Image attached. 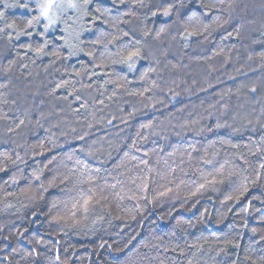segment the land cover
I'll return each mask as SVG.
<instances>
[{
    "label": "trees",
    "instance_id": "1",
    "mask_svg": "<svg viewBox=\"0 0 264 264\" xmlns=\"http://www.w3.org/2000/svg\"><path fill=\"white\" fill-rule=\"evenodd\" d=\"M7 3L15 4L16 0H7ZM185 3L191 9L199 7L198 0H185ZM97 4L110 6L109 0H97ZM235 4L237 5L234 13L236 18L230 19L224 29L213 34L212 43L207 45L208 50L197 49L195 45L182 49L175 29L171 30V35H177L175 41L170 40V36L164 38V47H168L169 44L172 47V53L168 59L177 65V68L172 71L164 68L163 62L159 66L162 79L158 82L164 91L163 93L157 92V97L163 99L166 106L157 105L159 111L151 112L143 110V104L135 97L125 95L113 102L105 99L108 107L103 112L96 111V120L99 123L92 129L95 136L90 139L103 136L115 143H130V138L135 136L140 124L154 118L155 123L159 125L155 129L159 135H152L146 144L141 145V152H133V154L142 156L144 151L149 152L152 166L161 171L166 170L165 160H168L169 164L174 159L179 163L180 154L170 158L169 152L173 149L183 151L190 143L196 144L201 150L199 154H202L203 150L214 142V149H209V151L220 150L221 162L230 158L224 155L225 152L236 151L229 148L227 143L221 144V141H231L241 145L258 143L264 135V129L255 122L260 116V105L254 102V98L264 100V63L259 59L260 55L264 54V45L253 43V41L264 40V35H261L264 33V0H235ZM0 10L5 11L8 22L15 20L21 26L28 18V14L19 7L5 9L0 4ZM144 11L147 10H141V13ZM110 15H115V12ZM225 18H228L227 14ZM164 23V18H149L144 23L137 22V27L143 28L146 25L153 29L154 35L155 29ZM234 26L240 28L239 36L234 31ZM0 27H3L2 22H0ZM98 27L111 31L106 25H98ZM42 30V24L35 29L36 32ZM228 32L233 33L232 37L224 39L223 37L227 36ZM61 34L58 28L50 33L49 39H53L54 42L49 45L47 51L51 52L62 43V41L55 40V37ZM92 38V34L89 33L81 37L85 41L83 47L86 51L91 47L89 41ZM34 39L36 43L42 42L39 37ZM149 41L154 43L151 38ZM27 42H29L27 37H21L20 40L13 39L9 42L6 34H0V66H6L9 60H18L17 52L23 54L20 45ZM109 47L115 50L114 46ZM220 48L224 49L221 56L210 60L203 59V56H211L212 51ZM61 52L67 55V49H61ZM145 52L158 55L154 47H146ZM197 56L201 58L197 59ZM249 56L253 58L249 59ZM225 57H227V62H225ZM33 59L35 63L31 62ZM52 59L51 56L36 58L33 53H28L23 61H18L14 66L9 89L0 88V92L7 93L10 101L7 105H0V109L9 112L11 116L25 119V124L14 132H8L7 122L0 121V153L8 152L12 154L13 159H15V153H19L27 161V165H19L24 169L25 177H28L34 169L41 168L47 163V158L34 155L33 146L40 143L51 149L48 157L57 156V163L50 167L62 168L64 163L71 167V162L64 160V157L72 152L73 145L79 147L83 143L75 140L74 137L87 130L82 127L84 117L101 107L98 103H93L94 98L96 100L104 98L100 97L96 90L102 81L97 82L95 79L89 81L86 75L83 77L70 75L74 68L78 70L81 63L88 62L87 56L81 53L78 57L57 61L54 65L50 64ZM21 64H27L28 67L22 68ZM88 66L91 68L90 64ZM148 66L149 61L144 60L138 64V69ZM113 67L117 73L127 75L128 79L133 81L129 87H140L136 83L139 71L128 73L123 66ZM112 70L108 69V71ZM97 71L101 70L97 69ZM156 78L153 74L152 79ZM62 79L71 80L73 83L82 80L85 84L92 83L93 87L80 91L79 94L82 97L80 101H76L74 96H68L65 100L63 97L72 91L71 88L59 89L52 94L55 84ZM5 82L7 81L0 77V83ZM209 84L213 87L207 92L201 91L202 88H208ZM75 86L77 89L80 88L79 83ZM108 87V94H110L111 86ZM252 87L257 89L254 94L249 92ZM169 88L179 95L173 98V92H169ZM229 89L231 95L225 96L221 104L227 103L230 113H238L237 120L233 122L229 119L228 123L240 128V131L233 133L231 128H225L218 132L205 131L197 135L198 129L214 124L216 117L214 115L209 118L208 111L218 114L217 109L221 108V104H217L216 109H210L209 106L219 99L217 93L227 92ZM85 100L88 102L87 112L80 109V113L76 114L74 109L79 108ZM133 106L142 111L130 121V126L125 127L119 119L114 121L119 125L118 128L105 126L106 121L113 115L118 118H127ZM179 109L183 111H178ZM248 119L253 120V124L249 125ZM191 120H198L199 123L190 125L189 128L181 127ZM73 128L76 129L75 132L72 131ZM118 132L119 135H117ZM126 137L129 139L126 140ZM49 141L62 147L53 148ZM161 147L164 148L163 152L159 151ZM123 151L127 149L113 151L112 159L102 167V175L109 183H115L113 176L121 180L126 179V176L118 175L120 170L114 171L115 164L119 163L123 156ZM240 151L247 153V149ZM76 155L83 158L81 153H76ZM192 155L196 157L198 154L193 153ZM157 159L160 160L158 165L156 164ZM183 159L186 163L181 167H184L187 175L179 171L176 175L185 181L196 179L193 169L188 167V157L184 155ZM250 159L255 160L256 158L251 157ZM236 162L242 165L241 161ZM191 163L195 167L196 161L192 160ZM92 164L95 167H101L97 161H92ZM172 166L175 167V165ZM14 173L19 176L15 167H11L7 174L0 173V264H63L64 261H67V264H124L125 254H131L129 249L131 252L139 249L141 254H147L149 257H156L159 254V258L164 259L165 264H172V262L187 264L189 259H193L194 264H233V262L250 264V261L244 259L246 255L259 264L260 258L264 257V240L261 239L264 236V204L261 203V200H264V188L262 187L250 186V192L238 204L221 203L224 199L222 187L220 192L209 191L203 196L187 200L181 195L179 198H165L155 203L140 201L141 208L134 213L135 219H132L130 215L135 201H123L120 207L113 202L106 209L98 208L86 219L78 217L77 225L67 226L53 223L51 217L56 214L55 210L49 212L54 200L67 198L65 192L62 191L63 186L50 189L49 192L44 193L45 200L39 202L30 201L20 195L7 196L9 192L19 193L20 189L26 187L29 182L22 179L17 185L5 184V181ZM135 174V171L131 173V175ZM51 175L52 173L46 170L45 177L50 178ZM32 183L38 186L39 182L32 181ZM170 186L174 187V185ZM253 197H260V199L253 200ZM197 199L199 203L196 202ZM249 200H252L251 207H248ZM229 208L232 211H228ZM246 208L248 213H251L250 215L245 212ZM253 228H256V234H253ZM133 236H136V239L128 246V249H125V253H118L116 249L123 247ZM156 237H162L163 240H156ZM229 239L233 243H239L241 247L237 249L229 246L225 242ZM204 240L208 242L204 244L202 252H196L194 258L192 256L194 249L186 250L185 256H180L179 250L176 252L164 250L165 247L171 248L176 243L184 247L185 243L191 244L195 241L203 243ZM36 241L40 243L37 244ZM147 242L157 247H141ZM101 244L104 247H100ZM13 249L16 250L15 253ZM30 251H32L31 256H29ZM5 256L10 259L4 260ZM138 264H158V260L150 262L144 260L139 261Z\"/></svg>",
    "mask_w": 264,
    "mask_h": 264
},
{
    "label": "snow or ice",
    "instance_id": "2",
    "mask_svg": "<svg viewBox=\"0 0 264 264\" xmlns=\"http://www.w3.org/2000/svg\"><path fill=\"white\" fill-rule=\"evenodd\" d=\"M109 3L110 6H100L97 4V0H33L34 6H30L29 3L8 4L7 0H0V4L5 9L19 7L28 14V18L21 26L15 20L8 22L5 11L0 10V22L3 23V27H0V34H6L9 42L13 39L20 40L21 37H27L29 41L20 45L23 49V54L21 55L20 52H17L18 60H9L6 66H0V77L7 81L0 83V88L9 89L14 66L18 61H23L28 56V53H33L36 58L41 59L45 56L53 57L50 60L51 65L56 64L57 61L78 57L83 53L89 58L88 62L81 63L78 70L74 68L70 75L76 77L86 75L89 81H93V79L97 82L102 81L96 90L99 92L100 97H104L98 100L94 98L93 103H98L101 107L84 117L82 127L87 130L74 137L75 140L83 143L79 147L73 145L72 152L64 157V160L71 162V167L67 163H64L62 168L59 166L50 167L57 163V156L48 157L51 149L40 143L33 146L34 155L47 158V163L41 168L34 169L28 177H25L24 169L20 168L19 165H27V161L19 153H15V159L8 152L0 153V173L7 174L11 167H15L19 173V176L16 173L11 175L5 181V184L17 185L22 179L29 181L26 187L20 189L19 193L9 192L7 196L20 195L30 201L39 202L45 200L44 193L49 192L50 189L63 186L62 191L65 192L67 198L56 199L52 202L49 212L55 210L56 214L51 217V220L55 224L75 226L79 223L78 217L86 219L90 214L96 212L98 208L106 209L113 202H116L117 207H120L123 201H135V206L130 213L131 218L135 219L134 213L141 208L140 201L155 203L165 198H179L181 195L187 200L203 196L209 191L220 192L222 187L224 199L221 203L232 202L238 204L250 192V186L264 188V183H262L264 182V135L261 136L259 142L255 145H241L231 141H221V144L227 143L229 148L236 150L233 153L225 152L224 155L230 158L224 159L222 162L220 150L209 151V149H214V142L210 143L202 154H199L200 148L196 144L191 143L183 151L173 149V151L168 153V156L170 158L176 157L179 153V163L175 159L172 160L171 164H169L168 160H165V171L152 166L149 152L144 151L142 156L133 154V152H141V145L146 144L152 135H159L155 131L159 125L155 123L154 118L140 124L135 136L130 138V143H115L113 140L105 139L103 136H96L90 139V137L95 136L92 129L99 123L96 120V111L103 112L108 107L105 99L113 102L125 95L135 97L143 104V110L151 112L159 111L157 105L166 106L163 99L157 97V92L163 93L164 91V88L158 82L162 79L159 66L163 62L164 68L172 71L177 68V65L168 59L172 53V47L171 44L168 47H164V38L170 36V40L175 41L178 35L182 49L195 45L197 49L208 50L207 45L212 43L213 34L224 29L230 19L236 18L234 13L237 7L235 0H198V9L188 8L185 0H109ZM145 9L147 11L141 13V10ZM113 12H115V15H110ZM225 14H227V19ZM149 18H164L165 20L163 25L155 29L154 35L153 29L148 28L146 25L143 28L137 27V22L144 23ZM240 19L243 18L240 17ZM41 24L43 30L36 32L35 29ZM98 25H106L111 31H106L104 27H98ZM57 28L62 34L55 37V40L62 41V43L49 52L47 49L54 42L53 39H49V35ZM172 29H175L177 35H171ZM234 31L237 36L240 35L239 27L234 26ZM85 33L92 34L93 37L89 41L91 47L87 51L83 47L85 41L81 39ZM232 35V32H228L227 36L223 38L228 39ZM261 35H264V33H261ZM35 37H39L42 42L36 43ZM149 38L154 43H150ZM253 43L264 45V40L253 41ZM110 45L114 46V51L110 49ZM146 47H154L158 55L151 52L146 53ZM61 49H67L66 56L63 55ZM223 52V48L214 50L211 56H203V59L210 60L213 57L221 56ZM200 58L201 56H197V59ZM252 58V56H249V59ZM259 59L264 63V54H261ZM144 60L149 61V66L138 69V64ZM31 62L35 63V60H31ZM225 62H227V57H225ZM89 64L91 68H89ZM116 65L123 66L128 73L139 71L136 83L140 87H129V85L133 84V81L129 80L127 75L117 73L113 67ZM20 66L22 68L28 67L27 64H21ZM97 69L101 71H97ZM108 69L113 70L108 71ZM56 71H59V69H56ZM65 71L67 72V68ZM153 74L156 75V79H152ZM76 83L80 84L79 89L76 88ZM108 86H111L110 94H108ZM92 87V83L85 84L82 80L73 83L71 80L62 79L55 84L52 94H55L59 89L71 88L72 91L68 92L63 99L67 100L68 96H74L76 101H80L82 99L79 94L80 91L91 89ZM212 87L213 85L209 84L208 88H202L201 91L207 92ZM168 91L173 92L171 88ZM256 91L255 87L249 89V92L253 94ZM178 95L179 93L173 92V98ZM230 95V89L227 92L217 93L219 99H217L215 104H211L209 108L216 109L217 104H221L224 97ZM254 102L260 105V116L256 118L255 122L264 129V100L254 98ZM9 103L7 93L0 92V105ZM11 103H15V101H11ZM80 109H84L87 112V100L81 103L79 108L74 109V112L79 114ZM120 111H123V109H120ZM140 111L142 110L133 106L132 110L128 112L127 118H118L113 115L111 119L106 121L105 126L118 128L119 125L115 124L114 121L119 119L121 124L128 127L130 126V121ZM178 111H183V109ZM217 112L218 114L208 111L209 118L215 115V122L213 125L198 129L197 135L205 131L218 132L225 128H231L233 133L240 131V128L228 123L229 119L235 122L238 113H230L227 103L221 104V108L217 109ZM170 115L172 114L170 113ZM25 116L27 117V113H25ZM189 116H191V113H189ZM41 117H43V113H41ZM244 118L247 119V117ZM0 121L7 122L8 132H14L25 124V119L11 116L9 112H5L2 109H0ZM198 123V120H191L181 125V127L189 128L190 125ZM248 124H253V120L248 119ZM72 131L75 132L76 129L73 128ZM120 131H123V129H120ZM117 135H119V132ZM125 139L129 138L126 137ZM49 143L52 144L53 148L62 147L52 141H49ZM123 148H126L127 151H123V156L120 158L119 163L115 164L114 171L120 170L118 175L126 176V179L121 180L117 176H113L115 183H109L107 178L102 175V167L112 159L113 151H120ZM241 149H247V153L240 151ZM159 151L163 152L164 148L161 147ZM76 153H81L83 158L77 156ZM193 153L198 155L193 157ZM184 155L188 157V167L193 169L196 179L185 181L176 175L177 171L187 175L184 167H181V165L186 163L183 159ZM251 157L256 159H250ZM192 160L196 161L195 167L191 163ZM92 161H97L101 167L93 166ZM236 161H241L242 165ZM159 163L160 160L157 159L156 164L158 165ZM172 165H175V167ZM46 170L52 173L50 178L45 177ZM133 171L136 172L135 175H131ZM32 181L39 182L38 186H34ZM170 185H174V187ZM256 199H260V197H253V200ZM196 202L199 203V200L197 199ZM261 203L264 204V200H261ZM251 205L252 200H249L248 207H251ZM228 211H232V209L229 208ZM245 212L248 213L247 208ZM248 214L250 215L251 213ZM256 231V228L252 229L253 234H256ZM135 239L136 236L131 237L123 247L117 248L116 251L125 253V249H128V246ZM155 239L163 240L162 237H156ZM261 239L264 240V236ZM207 242V240H204L203 243L200 241H195L191 244L185 243L184 247L176 243L171 248L165 247L164 250L166 252L179 250V255L185 256L186 250L194 249L195 251L192 252L194 258L196 252L203 251L204 244ZM225 242L233 248L238 249L241 247L239 243H233L230 239ZM36 243L39 244L40 241H36ZM100 247H104V245L101 244ZM141 247L156 248L157 245L147 242ZM15 252L16 250L13 249V253ZM129 252L131 254H125L124 264H138L139 261L144 260L149 262L158 260V264H165V260L160 259L159 254L156 257H149L147 254H141L139 249L135 252H131L129 249ZM31 255L32 251L29 252V256ZM9 259L7 256L4 257V260ZM23 259L26 260L27 257H23ZM244 259L250 261V264H257L248 255ZM57 260L59 261V257H57ZM63 264H67V261H64ZM172 264H175V262H172ZM187 264H194V260L189 259ZM233 264H236V262H233ZM259 264H264V257L260 258Z\"/></svg>",
    "mask_w": 264,
    "mask_h": 264
},
{
    "label": "rangeland",
    "instance_id": "3",
    "mask_svg": "<svg viewBox=\"0 0 264 264\" xmlns=\"http://www.w3.org/2000/svg\"><path fill=\"white\" fill-rule=\"evenodd\" d=\"M23 1L25 3H29L30 6H34L33 5V0H16V3H22Z\"/></svg>",
    "mask_w": 264,
    "mask_h": 264
}]
</instances>
